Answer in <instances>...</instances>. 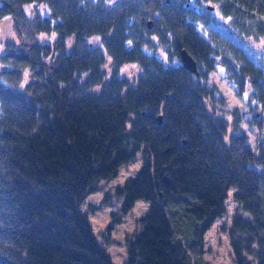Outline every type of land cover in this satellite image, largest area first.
<instances>
[{
    "label": "trees",
    "instance_id": "16d2710c",
    "mask_svg": "<svg viewBox=\"0 0 264 264\" xmlns=\"http://www.w3.org/2000/svg\"><path fill=\"white\" fill-rule=\"evenodd\" d=\"M4 17L16 37L0 54V264H113L81 205L138 153L116 194L123 211L151 204L125 264H211L204 235L232 188L235 259L264 264V137L250 147L208 83L222 66L263 126L264 69L242 39L264 38V0H0Z\"/></svg>",
    "mask_w": 264,
    "mask_h": 264
},
{
    "label": "rangeland",
    "instance_id": "374dc122",
    "mask_svg": "<svg viewBox=\"0 0 264 264\" xmlns=\"http://www.w3.org/2000/svg\"><path fill=\"white\" fill-rule=\"evenodd\" d=\"M39 9L44 14L49 13L42 5L39 6ZM26 10L31 15L29 5H26ZM212 11L219 25L225 26L227 19L222 17L217 10L212 9ZM15 37L12 21L4 17L0 21V54L4 51L5 44L8 41H14ZM236 40L240 42L239 38H236ZM242 40V44H244L249 55L264 69V38H245ZM94 41L101 44L97 37L94 38ZM138 70L137 66L130 64L123 67V72L128 76ZM208 83L215 84L225 98V103L221 104L223 111L218 109L221 114L225 112L227 115H224L228 119L230 118V121H233V110L239 108L241 111V119L239 120L241 129L239 132L246 133L248 145L255 148L257 136L264 137V122L263 126L259 127L255 124L250 126L246 120V117H251V109L257 104L254 102L255 100H250L248 90H243L242 94H238L235 84L225 76L222 66L216 71L209 72ZM252 103L253 106L250 105ZM260 107L258 106L257 109L258 115L264 117V108L259 110ZM230 132H232V129H230ZM141 167L142 159L140 153H138L133 160L120 166L116 175L100 181L98 186L86 196L81 205V209L87 212L97 241L105 247L113 264H125L128 258L129 238L138 228L139 219L149 210L151 204L149 200L139 198L130 209L123 211V198L116 194V186L124 184L129 178L135 177ZM233 192L234 189H230L226 199L227 211L213 222L204 235V257L211 264H238L231 247L229 235L232 215L237 205Z\"/></svg>",
    "mask_w": 264,
    "mask_h": 264
},
{
    "label": "water",
    "instance_id": "95a60500",
    "mask_svg": "<svg viewBox=\"0 0 264 264\" xmlns=\"http://www.w3.org/2000/svg\"><path fill=\"white\" fill-rule=\"evenodd\" d=\"M169 1V0H167ZM153 25V21L150 20L149 21V27H151ZM181 60L182 63L184 65V67H186L187 69H189L190 71L199 74V68H198V64L197 61L195 60V58L188 52V50L186 48H183L181 51ZM161 118L162 115L159 114L158 115V121L161 122Z\"/></svg>",
    "mask_w": 264,
    "mask_h": 264
}]
</instances>
